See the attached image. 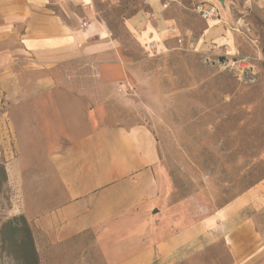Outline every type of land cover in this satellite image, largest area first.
<instances>
[{
	"label": "crops",
	"instance_id": "crops-1",
	"mask_svg": "<svg viewBox=\"0 0 264 264\" xmlns=\"http://www.w3.org/2000/svg\"><path fill=\"white\" fill-rule=\"evenodd\" d=\"M147 1L158 19L148 25L142 10L130 25L144 50L145 41L156 39L166 51L165 42L180 35L207 59L244 58L236 33L220 22L204 20L197 34L182 31L178 16L166 17L168 8ZM251 4L261 7L264 0ZM95 15L90 0H0V71H13L19 94L16 113H9L17 149L20 160L31 150L40 157L27 160L39 163L46 204L29 220L38 263L88 264L95 253L101 264H192L196 252L217 240L236 254L239 231L250 232L251 218L242 211L253 192L197 219L187 198L169 201L156 134L143 122L124 123L113 108L111 87L125 85L129 68ZM168 25L176 30L168 33ZM78 61L95 63L101 95L62 74L63 65Z\"/></svg>",
	"mask_w": 264,
	"mask_h": 264
},
{
	"label": "rangeland",
	"instance_id": "rangeland-1",
	"mask_svg": "<svg viewBox=\"0 0 264 264\" xmlns=\"http://www.w3.org/2000/svg\"><path fill=\"white\" fill-rule=\"evenodd\" d=\"M146 1L90 0L112 51L129 68L125 85L117 86V91L111 87L113 108L122 111L124 123L143 122L156 134L160 176L169 201L187 198L193 219L239 196L248 200L253 192L250 207L242 211L251 218L250 232L241 230L235 239L239 252H230L225 242L217 240L206 251L196 252L192 264H264V6H253L251 0H225V7L221 6L227 19L245 15L251 23L248 33H236L238 56L246 58L240 66L227 55L220 56L223 60L207 59L176 40L165 42L168 50L148 56L130 29L142 10L148 25L155 22L147 18ZM190 6L189 0L172 4L165 16H178L182 31L197 34L205 23ZM228 58L229 66L224 62ZM249 62L255 71L252 82L246 69L240 71ZM63 66L61 72L69 76L71 85L96 96L103 93L95 63ZM17 90L13 71H0V165L6 175L4 179L0 173V264H30L26 233L3 228V222L22 214L30 228L29 220L46 210L39 195V163H27L40 157L31 150L27 157L21 153L20 160L9 117L19 105ZM87 263L101 264V260L94 253Z\"/></svg>",
	"mask_w": 264,
	"mask_h": 264
},
{
	"label": "built area",
	"instance_id": "built-area-1",
	"mask_svg": "<svg viewBox=\"0 0 264 264\" xmlns=\"http://www.w3.org/2000/svg\"><path fill=\"white\" fill-rule=\"evenodd\" d=\"M160 5L161 10H166L169 8L172 4H181L182 0H157ZM249 2V0H245V3ZM146 4L149 5L148 1H146ZM245 6V5H244ZM245 8V7H244ZM190 9L198 15L203 20H216L220 22L223 27L226 29L231 34L235 33H248L251 30V23L249 22L248 19H245V15L239 16L237 19L231 21L227 19V17H224V10H222L221 5L213 0H192ZM246 10V9H245ZM243 10V11H245ZM147 12V18L156 20L158 19V11H155L153 9H149ZM244 13V12H243ZM85 23V22H84ZM176 30L175 25H168L166 27V31L173 32ZM175 40L178 43L179 46L183 47L186 50L192 51L194 48V40L188 39L187 41H184L182 36L176 35ZM144 47L146 50V54L148 56H154L159 53H161L163 50H161L158 47V42L156 39L153 40H147L145 41ZM246 58H239L236 60H232L233 64L234 63H240V62H246ZM224 62L227 66H229V63H231V60L225 59ZM243 64L240 63V66ZM249 65V66H248ZM247 67H240V71H244L248 73L247 80L248 81H254L255 80V71L253 69V65L249 62L246 64Z\"/></svg>",
	"mask_w": 264,
	"mask_h": 264
},
{
	"label": "trees",
	"instance_id": "trees-1",
	"mask_svg": "<svg viewBox=\"0 0 264 264\" xmlns=\"http://www.w3.org/2000/svg\"><path fill=\"white\" fill-rule=\"evenodd\" d=\"M0 173L2 174L3 178L5 179L6 175H5V170H4L3 165H0ZM2 227L3 228L4 227H10L15 232L26 233L25 234L26 239H27V242L29 243L28 254H29L30 264H39L38 263V255H37V252L35 250L33 238L31 235V230L29 228V225H28L25 217L22 214H20L18 216H13V217L9 218L8 220L4 221L2 224ZM26 246H27V243H26Z\"/></svg>",
	"mask_w": 264,
	"mask_h": 264
},
{
	"label": "water",
	"instance_id": "water-1",
	"mask_svg": "<svg viewBox=\"0 0 264 264\" xmlns=\"http://www.w3.org/2000/svg\"><path fill=\"white\" fill-rule=\"evenodd\" d=\"M214 1V0H213ZM219 4L224 8L225 7V0H217ZM224 57H220L219 60H223Z\"/></svg>",
	"mask_w": 264,
	"mask_h": 264
},
{
	"label": "bare ground",
	"instance_id": "bare-ground-1",
	"mask_svg": "<svg viewBox=\"0 0 264 264\" xmlns=\"http://www.w3.org/2000/svg\"><path fill=\"white\" fill-rule=\"evenodd\" d=\"M228 8V7H227Z\"/></svg>",
	"mask_w": 264,
	"mask_h": 264
}]
</instances>
